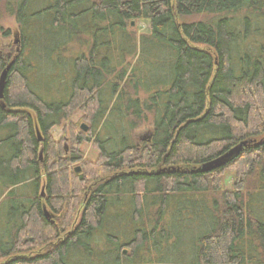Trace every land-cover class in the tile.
Masks as SVG:
<instances>
[{
  "label": "trees",
  "instance_id": "obj_1",
  "mask_svg": "<svg viewBox=\"0 0 264 264\" xmlns=\"http://www.w3.org/2000/svg\"><path fill=\"white\" fill-rule=\"evenodd\" d=\"M5 17L0 264H264V0H0V43Z\"/></svg>",
  "mask_w": 264,
  "mask_h": 264
},
{
  "label": "rangeland",
  "instance_id": "obj_2",
  "mask_svg": "<svg viewBox=\"0 0 264 264\" xmlns=\"http://www.w3.org/2000/svg\"><path fill=\"white\" fill-rule=\"evenodd\" d=\"M210 16H205V15H199L197 17H186L185 20L190 21V20H198V19H204V18H209ZM2 25L5 28H10L12 32V37L11 38H2L1 43H0V55L1 54H8L10 56L13 55L14 48L12 50L11 44L15 42L16 37L18 36V24L16 23L15 19L13 17H5V19L2 20ZM135 26V31L137 35L139 36L140 34L146 33L149 31V22L147 20H142L139 19L134 23ZM14 45H16L14 43ZM17 47H15L16 50ZM82 113L77 111L74 113L68 121H63L61 125L55 126L52 129V135L55 141L60 142L62 140L61 145L66 146L67 148V154L72 153L73 146L71 145L70 139L68 138L69 135H67L66 131L64 130L65 126H69L71 123L74 125L79 124L81 126L82 123H85L84 120L81 119ZM152 130V125L150 123H147L140 128L135 130L134 136L136 141H141L142 137L147 136ZM80 131H83L82 128H80ZM80 150L82 151L83 155V160H94L96 159L98 155V151L93 147L91 142L84 141L81 144ZM66 154V152L64 151ZM43 157V156H42ZM80 166L81 169L83 167V162L80 161L79 163H76L73 165V167ZM235 182V176L232 172H228L225 177V184L226 188H231L233 183ZM253 180H249L248 188H252ZM2 209V208H1ZM3 208L2 210H4ZM2 210H0V215L2 213Z\"/></svg>",
  "mask_w": 264,
  "mask_h": 264
},
{
  "label": "water",
  "instance_id": "obj_3",
  "mask_svg": "<svg viewBox=\"0 0 264 264\" xmlns=\"http://www.w3.org/2000/svg\"><path fill=\"white\" fill-rule=\"evenodd\" d=\"M132 25H134V22H132ZM18 41L19 40L16 37L15 43H17ZM17 50H18V48H17ZM10 67H11V63L7 65V67L3 70V72H2V74L0 76V101L4 99L5 83H6V79H7V75H8V71H9ZM3 107H4V105H3ZM81 128H82L83 131L86 132V131H88L89 126L86 123H82L81 124ZM37 133H38L39 139L41 140L42 139L41 134H39V132H37ZM147 136L150 139V137H151L150 134H148ZM147 136H145V137L143 136L142 137V140H145L147 138ZM238 150H239V148L237 147V148L231 150L229 153L224 154L220 158H217L215 160H212L211 162H208L206 164H203V166L201 168V171H203V172L211 171V170H213L215 168H218V167H221V166L225 165L231 159V156L234 153L238 152ZM42 152L43 151L41 150L40 151L41 160H42ZM75 171L76 172H80L81 171V167L80 166H77L75 168ZM45 214H46L47 217H50V215H49V213L47 211H46ZM126 252H127V250H125V253Z\"/></svg>",
  "mask_w": 264,
  "mask_h": 264
},
{
  "label": "flooded vegetation",
  "instance_id": "obj_4",
  "mask_svg": "<svg viewBox=\"0 0 264 264\" xmlns=\"http://www.w3.org/2000/svg\"><path fill=\"white\" fill-rule=\"evenodd\" d=\"M85 132V131H84ZM87 132V131H86ZM67 148H66V146H65V152H66V154H64L65 156V158H59L60 156H59V154H58V158L57 159H63V160H67L68 158L70 159V157L68 156L69 154H67ZM66 157H68V158H66ZM80 161H78L77 163H79ZM68 165H70V164H68ZM76 172V171H75ZM79 173V172H78ZM45 187H44V185L42 186V193H41V196L44 198L45 197ZM46 211L49 213V215H50V217H47L46 216ZM44 214H45V216L49 219V220H52V221H54L53 219H54V217H55V214H53L52 212L50 213L46 208H45V212H44Z\"/></svg>",
  "mask_w": 264,
  "mask_h": 264
}]
</instances>
